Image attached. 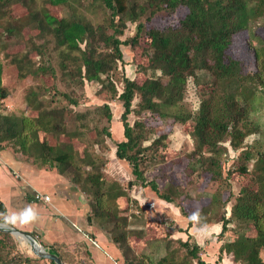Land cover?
I'll use <instances>...</instances> for the list:
<instances>
[{"label":"trees","instance_id":"obj_1","mask_svg":"<svg viewBox=\"0 0 264 264\" xmlns=\"http://www.w3.org/2000/svg\"><path fill=\"white\" fill-rule=\"evenodd\" d=\"M22 1L0 0V9ZM75 1L81 0H43L54 9L35 13L30 18L37 23L34 27L38 29L37 36L43 37V42L28 46L26 50L23 49L26 45L17 43L21 59H12L18 77H31L35 81V88L30 89H43L51 101L60 99L63 103L41 108L37 92L31 90L27 101L28 107L34 106L35 114L7 113L3 102L9 90L2 81L3 63L0 61V150H6L10 143L13 152L31 154L24 155L25 159L20 161L38 160L35 164L40 166L43 163L39 160H42L52 164L59 173L69 175L77 188L93 196L92 212L87 214V221L92 222L93 214L117 228L116 201L125 195V189L116 181H107L102 172L105 160L86 150L77 156L69 138L75 139L82 131L68 128L66 117L80 121L79 126L82 127L85 123L82 121L84 113L67 108L69 103H77V95L73 92L76 89L83 91L88 82L100 83L99 89H108L107 100L95 107L105 112L107 120L112 118L109 102H120L119 121L124 138L115 140L113 153L116 158L129 163L134 177L127 184L148 185L158 199L174 204L179 193L177 184L161 187L144 177L141 166L152 157L153 154L149 153L152 152V144L136 148L133 130L142 127L143 122L135 119L129 123L128 114L146 112L160 120L171 118L175 121L184 113L181 102L185 83L188 76H193L197 89L205 92L195 112L189 116L188 135L192 142L187 155L189 172L195 173L196 177L202 174L220 182L232 171H239L247 182L240 186L229 207L226 208L229 197L221 201L217 212L213 211L214 204L207 203L199 210V222H193L188 215V226H203L217 220L221 223L217 235V240L222 241L219 252H231L238 264H264V149L256 144L257 141L243 144L258 130V123L250 117V108L257 101L264 103V43L257 41L253 30L256 24L264 26V0H94L92 7L100 4L104 12L110 11L104 22L95 24L75 14L72 10ZM178 7H184L186 13L176 25L157 26L153 23L156 16L174 12ZM56 10L62 14L55 15L53 12ZM132 23L135 24L134 31L129 33V24ZM242 31L247 34V46L254 56L252 71L245 72L243 61L227 53L233 35ZM48 35L55 41L54 49L58 50L60 57L57 63L59 74L51 63H38L34 67L35 62L30 59L31 51L39 57L43 54L42 45L50 40ZM144 36L148 38L147 42L141 39ZM122 45L128 46L134 56L138 52L146 59V64L137 63L139 68L136 72L144 76L142 80L124 73L126 64L123 63ZM117 68L121 70V77H118L120 87L111 75H116ZM45 75H50V78L43 79ZM56 79L64 89L57 86ZM217 89L223 90L217 93ZM134 98H137V104L132 105ZM101 131L110 136L106 128ZM39 132H42V137L38 136ZM226 140L235 150L244 148L235 156L239 161L237 166L229 168L227 175L223 176L222 162L227 157L220 142ZM82 164L88 167L86 172L80 170ZM174 205L180 207V203ZM2 211L5 208L0 202ZM123 218L126 220L125 216ZM141 224L143 226L145 220ZM106 231L109 240L121 251L123 264H209L198 255L201 247L189 233L182 241L172 239L169 231L164 253L152 260L147 255L133 254L123 229L115 233L110 229ZM136 232L141 233L143 229ZM13 236L0 230V264H33L34 260L46 259L36 255L31 257L34 254L27 249L26 255L17 252ZM171 239L184 248L180 260H177V247L172 246ZM46 249L63 262L51 244ZM46 260L55 264L50 259Z\"/></svg>","mask_w":264,"mask_h":264},{"label":"rangeland","instance_id":"obj_2","mask_svg":"<svg viewBox=\"0 0 264 264\" xmlns=\"http://www.w3.org/2000/svg\"><path fill=\"white\" fill-rule=\"evenodd\" d=\"M130 1L142 2L143 0ZM29 2V0H27V2L23 0L22 3H12L7 5L6 8L0 9V60L3 63L4 68H8V71L4 70V75L1 77L3 84L9 90V95L3 102V109L7 113L15 115H33L36 113V110L33 108L34 106L28 107L27 98L28 93L31 90L37 92L41 108H49L51 104L55 106L63 103L60 99L51 101L49 99V95L45 93L43 89H30L31 87L35 88L33 86L35 81H33L31 77H18V71L15 64L12 62L14 57L17 61L21 59V56L17 52L19 51L16 47L17 43H19L18 45H26L23 48L26 50L28 46L31 47L33 44H40L43 42V37L39 38L37 36L38 29L34 27L37 23L31 21L30 18L35 13H41V11L48 10L50 7H48L43 0H34L30 3ZM92 2H94V0L75 1L73 3L74 8L72 10L77 16H80L93 24L97 22H104L108 18L110 11L107 9L106 12H104L102 10L103 8L99 7L100 4L92 7ZM63 12L65 11L63 10ZM53 13H55V15L62 14L61 11L59 12L57 10ZM185 13L186 9L184 7H178L174 12L156 16L153 23L157 26H174ZM134 25V23L129 24V33H133ZM253 30L257 35V41L260 42L259 40H261V43H264V26L256 24V26L253 27ZM50 38L51 37L48 35L47 39ZM141 39L146 42L148 40L145 36ZM54 45L55 41L51 39L49 41L47 40L46 45H42V49H44V51L40 57L33 54L32 51L29 53L30 59L35 62L34 67L38 63H51L57 69V74L60 73L59 66L57 65L60 57L58 50L54 49ZM82 45L83 44H81V46ZM247 45V34L242 31L233 35V42L227 52L233 58L241 59L243 61V68L245 72L250 70L252 71L254 69V56ZM121 49L123 52V63L126 64L125 69L123 67L124 73L128 77L136 78L138 81L142 80L144 76L136 72L139 68L137 63L146 64V59L140 57L138 52H136L134 56L128 46L122 45ZM22 64L23 63H21V65ZM119 65L120 64L118 62L117 66ZM115 70L116 71L114 73H116V75H111L116 80L117 86L120 87V78L118 79V77H121V70H118V68ZM42 78L47 80L50 78V75H45ZM55 82L60 89H64L58 79H56ZM99 88L100 83L88 82L85 84L83 91L76 89L73 92L74 95H77V103H69L67 108L72 111L84 113L82 121L85 123V126H79L81 123L80 121H75L74 119L70 120L69 116H67L66 126L70 129L77 128L82 131L75 139H69L73 141V147L77 156L81 155L83 150H86V152L91 155L106 161V163L102 166V172L107 181H116L117 185L120 184L125 189V204H127V208L123 211H117L115 215L119 221V226L117 228H114V226L107 220L95 218L93 214L91 215L93 217L91 224L100 228L107 235V237H109V234L106 231L107 229L112 230L114 233L123 229L126 231L127 240L129 245H132L131 248L135 256L146 255L147 252H149V249H153V251H161V253L156 254L154 257L147 255L148 258L155 260L158 256L164 253L166 247L165 239L169 235V227L173 225L174 222L171 219L172 216L166 209L159 210V217L157 218L153 214V212L157 214V210L154 206L151 207L148 205L142 207L139 204L136 197H141L139 198V201L140 199L144 201H152L154 199V201H157L154 192L148 185L130 186L127 184L128 181L134 177L131 173L129 163L124 159L116 158L113 153L115 140L124 138L123 131L121 132L120 130L119 134V131L116 130L120 127L119 116L116 113L121 112L122 106L119 101H110L109 105L112 118L111 120H107L105 112H100L95 107L101 105L105 100H107L109 90ZM217 90V93H221L223 89ZM203 92H205L203 89H197L193 76H188L185 83L184 99L181 102L184 113L183 115L176 117L175 121L171 120V118L160 120L155 116H149L146 112L140 114L131 112L128 114L129 123H132L135 119L143 122L142 127L133 130L135 135L134 144H136V148L139 147V149H141L144 146L152 144V152L149 153L150 155H153L145 162V164L141 166L144 172V177L147 180H154L161 187L167 186L170 183H172V185L177 184L179 193L176 195V200L173 202L174 204L180 203V207L177 208L176 205L172 203H166L165 205L175 208L178 213L180 212L182 216L187 218L194 211H197L199 205L201 206L202 204L206 205L207 203H212L214 204L213 211H219L221 201L227 197H229L230 200L226 205V208L229 207L230 203L234 201V196L237 194L240 186L247 182L244 181L245 178H243V174L239 171H232L225 179H222V181L219 182L216 179L213 180L214 178L206 176L203 177L202 174L196 177L195 173L191 174L192 172H189L188 170L187 155L192 149V142L188 135L191 121L189 116L195 112ZM135 104H137V98H134L132 101V105ZM250 117L258 123V130L249 135L244 140L243 144L246 145L247 143H250V141H257L256 144L260 148L264 149V103H258V101L253 103L252 108H250ZM102 128H106L109 131V137L101 131ZM38 136L42 137V132H39ZM103 141L104 143H102ZM220 145L226 149L227 160L222 162L224 176L227 175L229 168H235L237 166L239 161L235 156L241 149L244 148V146L235 150L231 147L228 140L220 142ZM6 147L7 148L5 149L7 154L10 155L9 157L16 158L19 161L25 159L23 158L24 155H31L28 153H20L19 151L13 152L12 145L10 143L7 144ZM12 155L14 157H12ZM37 161L38 160H35L34 162ZM39 161L46 164L47 168L53 167V165L48 162H42V160ZM87 169L88 167L84 164L80 167L82 172H86ZM67 176L70 179V176ZM83 195L85 200L88 202L87 205H85V210L87 211L84 212V218L87 220V214L92 212L93 203L91 204V201L93 200V196L91 194L87 195L85 192H83ZM184 213L185 215H183ZM124 216L126 217V220H124ZM148 218L159 221H152L151 223L146 225L144 224L142 226L141 221L147 220ZM174 228L177 227L174 225ZM141 229H143V232H136ZM144 230H146V232H144ZM250 231H252V229ZM34 236L37 238V235ZM13 240L16 243V249L19 250L17 252L26 255V249H28L27 246L22 244L16 236H13ZM37 240L42 246H44L38 238ZM171 244L173 247H177L176 257L177 260H180L183 257L184 248L179 246L178 242L173 240ZM51 245L60 253L64 264L83 263L84 259L79 257L75 250H70L66 244L53 242ZM103 250L100 249V251ZM71 251H74V253ZM78 251L87 250L82 248V245H80V249ZM31 257L35 258V255H31ZM33 264L50 263L46 259H38L34 260ZM87 264H91V262L89 261Z\"/></svg>","mask_w":264,"mask_h":264},{"label":"crops","instance_id":"obj_3","mask_svg":"<svg viewBox=\"0 0 264 264\" xmlns=\"http://www.w3.org/2000/svg\"><path fill=\"white\" fill-rule=\"evenodd\" d=\"M4 70L8 71V68L5 69L2 66V75H4ZM119 113L116 114L119 116ZM116 130L119 131V134L120 130L122 132L121 124ZM9 156L6 150H0V202L9 211L30 203L36 207L40 214L39 221L28 225H14L16 228L37 235L45 248L53 242L64 243L70 250H79L82 245V248L87 251H75L79 257L84 259L82 264H87L89 261L91 264H123V257L118 247L100 228L93 226L84 218V212L87 211L85 205L88 202L85 200L83 192L68 176L59 173L55 167L47 168L46 164L38 166L35 164L36 162L19 161ZM12 157L14 156L12 155ZM35 193L48 195L49 201L36 199ZM139 198L141 197H136L142 207L148 205L155 207L157 214L155 212L153 214L157 218L159 210L166 209L174 222L169 227L171 237L184 241L189 233L190 237L201 247L198 255L204 262L238 264L234 262L231 252H219V245L222 243L221 240H217L221 229L219 221L214 220L204 224L208 226L207 230L199 232L198 229L202 226L197 227L193 224L188 226V218L182 216L180 212L178 213L175 208L165 205L167 202L157 197V201L153 199V202L142 199L139 201ZM116 203L118 211L127 208L126 193L118 198ZM203 205H199L198 210ZM152 221L157 222L158 220L148 218L145 220V225ZM174 225L177 228H174ZM100 249L104 250L100 251ZM71 252L74 253V251ZM159 253L161 251L149 249V252L144 254L154 257Z\"/></svg>","mask_w":264,"mask_h":264},{"label":"clouds","instance_id":"obj_4","mask_svg":"<svg viewBox=\"0 0 264 264\" xmlns=\"http://www.w3.org/2000/svg\"><path fill=\"white\" fill-rule=\"evenodd\" d=\"M40 214L36 207L33 204H25L24 206L20 207L19 209L9 211L5 209V211L0 212V223L6 225H28L31 223H35L39 221ZM190 220L193 222H199L201 219V213L199 210L193 212L190 217ZM208 226L203 225L199 232H205Z\"/></svg>","mask_w":264,"mask_h":264},{"label":"water","instance_id":"obj_5","mask_svg":"<svg viewBox=\"0 0 264 264\" xmlns=\"http://www.w3.org/2000/svg\"><path fill=\"white\" fill-rule=\"evenodd\" d=\"M0 230L8 231L11 234H13L14 236L17 235V236H20V238L21 237L24 238L25 241L28 243V245H29V247H30V249L34 255L41 257V258L50 259L55 264H63L61 259L56 254L47 251V249L39 243L37 238L32 233H30L28 231L20 230L14 226L6 225L3 223H0Z\"/></svg>","mask_w":264,"mask_h":264},{"label":"built area","instance_id":"obj_6","mask_svg":"<svg viewBox=\"0 0 264 264\" xmlns=\"http://www.w3.org/2000/svg\"><path fill=\"white\" fill-rule=\"evenodd\" d=\"M35 198L36 199H39V200L46 201V202L49 201V196L48 195L41 194V193H35Z\"/></svg>","mask_w":264,"mask_h":264},{"label":"bare ground","instance_id":"obj_7","mask_svg":"<svg viewBox=\"0 0 264 264\" xmlns=\"http://www.w3.org/2000/svg\"><path fill=\"white\" fill-rule=\"evenodd\" d=\"M16 237L21 241L22 244L26 245L29 248L30 252H32L30 247H29V245H28V243L25 241L24 238L21 237L22 238L21 239L20 236H17V235H16Z\"/></svg>","mask_w":264,"mask_h":264}]
</instances>
